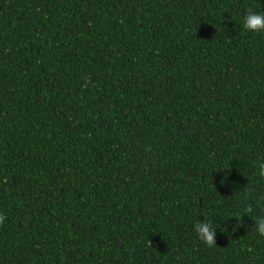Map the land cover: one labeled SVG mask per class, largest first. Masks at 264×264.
I'll use <instances>...</instances> for the list:
<instances>
[{
	"label": "trees",
	"instance_id": "trees-1",
	"mask_svg": "<svg viewBox=\"0 0 264 264\" xmlns=\"http://www.w3.org/2000/svg\"><path fill=\"white\" fill-rule=\"evenodd\" d=\"M0 264H264V0H0Z\"/></svg>",
	"mask_w": 264,
	"mask_h": 264
}]
</instances>
